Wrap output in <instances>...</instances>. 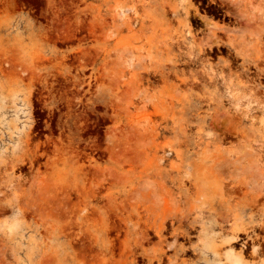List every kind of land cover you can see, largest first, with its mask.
Here are the masks:
<instances>
[{
	"label": "rangeland",
	"instance_id": "rangeland-1",
	"mask_svg": "<svg viewBox=\"0 0 264 264\" xmlns=\"http://www.w3.org/2000/svg\"><path fill=\"white\" fill-rule=\"evenodd\" d=\"M0 264H264V0H0Z\"/></svg>",
	"mask_w": 264,
	"mask_h": 264
},
{
	"label": "bare ground",
	"instance_id": "bare-ground-1",
	"mask_svg": "<svg viewBox=\"0 0 264 264\" xmlns=\"http://www.w3.org/2000/svg\"><path fill=\"white\" fill-rule=\"evenodd\" d=\"M238 166H239V165H238ZM252 168H253V166H252ZM253 237H254V236H253ZM236 239H237V237H236ZM254 239H255V238H254ZM261 240H262V239H261ZM261 240H260V241H261ZM262 242H263V241H262ZM253 244H254V243H253ZM258 244H259V243H258Z\"/></svg>",
	"mask_w": 264,
	"mask_h": 264
}]
</instances>
